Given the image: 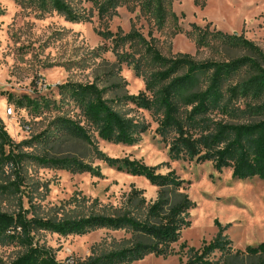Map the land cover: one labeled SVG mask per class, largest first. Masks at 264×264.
<instances>
[{
  "label": "rangeland",
  "instance_id": "374dc122",
  "mask_svg": "<svg viewBox=\"0 0 264 264\" xmlns=\"http://www.w3.org/2000/svg\"><path fill=\"white\" fill-rule=\"evenodd\" d=\"M62 1L86 21L68 20L53 0H0V119L14 151L24 155L19 165H13L0 154V212L25 210L28 217L60 221L131 211L143 220L146 208L134 207L133 191H142L138 195L152 203L158 188L111 162L136 159L157 166L160 173L175 170L196 205L189 211L190 226L170 255L147 254L128 264H184L191 248L210 242L221 228L236 249L264 242V180L234 178L230 168L217 170L212 161L171 156L156 132L161 112L127 99L144 91L147 79L161 67L139 38L126 37L139 33L163 56L188 54L197 62L247 54L244 48L225 43L226 35L243 36L264 52V0H168L162 24L141 11L139 3L144 0L103 15L94 0ZM204 33L205 45L199 46ZM238 80L235 76L230 83ZM92 82L105 89L104 97L124 117L148 125L133 144L104 140L94 130L89 143L59 129L60 118L82 117L70 88L63 86ZM262 103L239 97L229 106L236 115L215 111L208 117L234 122L262 119L264 109L258 108ZM44 155L67 158L71 167L35 159ZM76 160L93 170L71 169ZM132 239L129 231L102 227L69 235L34 231L35 244L50 249L65 264H83L127 248ZM25 250L16 241L1 240L0 264H9Z\"/></svg>",
  "mask_w": 264,
  "mask_h": 264
},
{
  "label": "trees",
  "instance_id": "16d2710c",
  "mask_svg": "<svg viewBox=\"0 0 264 264\" xmlns=\"http://www.w3.org/2000/svg\"><path fill=\"white\" fill-rule=\"evenodd\" d=\"M55 9L72 22L86 21L62 0H53ZM99 14L115 10L118 6L138 0H94ZM168 0H144L140 9L162 24L167 16ZM197 27V26H196ZM198 28V27H197ZM218 35H222L218 32ZM127 38H139L146 46V53L161 69L146 81L144 91L129 95L127 99L147 110L161 112L156 132L169 146L173 158L196 159L197 162L212 161L217 170L230 168L238 179L258 177L264 180V118L234 122L211 121L208 115L215 111L236 115L230 111L232 101L239 97L263 100L258 107L264 109V52L259 46L243 36L226 35L225 43L244 48L247 54L227 61L197 62L188 54L173 58L160 51L139 33H130ZM206 34L198 44L205 45ZM242 72V73H241ZM239 76V80L230 83ZM160 87L158 88V86ZM82 117L79 120L60 118L59 129L68 136L92 142L90 131L108 141L133 144L137 136L148 130V125L124 117L104 97L105 89L95 82L87 84L67 83ZM229 95L228 98H226ZM30 104L32 100L24 97ZM19 104L22 101L19 100ZM257 109V107H256ZM13 142L0 119V154L4 162L19 165L24 155L16 153ZM9 147L6 150V147ZM41 164H53L70 168L67 158L36 156ZM71 169L92 171L79 161ZM119 169L131 175L141 176L158 188L157 199L147 203L135 190L134 207L146 208L143 220L134 217L131 211L113 215H98L79 219L54 221L28 217L25 210L17 213L0 212V241H16L25 247V252L9 264H65L46 247L35 244L34 231H53L62 235L84 234L97 227L126 230L132 233V244L83 264H128L147 254L167 257L174 248L182 231L190 226L189 211L195 207L186 192V181L175 170L158 172L157 166H148L140 160L113 159ZM139 199V200H138ZM138 201V203H137ZM184 264H264V242L245 249H236L221 228L217 236L200 248L188 251Z\"/></svg>",
  "mask_w": 264,
  "mask_h": 264
},
{
  "label": "built area",
  "instance_id": "2783aa9c",
  "mask_svg": "<svg viewBox=\"0 0 264 264\" xmlns=\"http://www.w3.org/2000/svg\"><path fill=\"white\" fill-rule=\"evenodd\" d=\"M12 112H13V109L12 108H9L8 109V115L12 114Z\"/></svg>",
  "mask_w": 264,
  "mask_h": 264
},
{
  "label": "bare ground",
  "instance_id": "6f19581e",
  "mask_svg": "<svg viewBox=\"0 0 264 264\" xmlns=\"http://www.w3.org/2000/svg\"><path fill=\"white\" fill-rule=\"evenodd\" d=\"M3 100V99H2ZM5 101V100H4ZM4 103V102H3ZM2 105V104H1ZM12 125V124H11Z\"/></svg>",
  "mask_w": 264,
  "mask_h": 264
}]
</instances>
